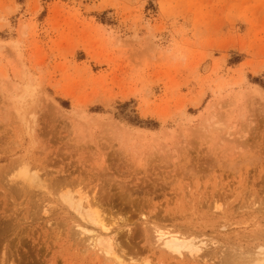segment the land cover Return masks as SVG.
Masks as SVG:
<instances>
[{
	"label": "rangeland",
	"instance_id": "obj_1",
	"mask_svg": "<svg viewBox=\"0 0 264 264\" xmlns=\"http://www.w3.org/2000/svg\"><path fill=\"white\" fill-rule=\"evenodd\" d=\"M0 264H264V0H0Z\"/></svg>",
	"mask_w": 264,
	"mask_h": 264
},
{
	"label": "bare ground",
	"instance_id": "obj_2",
	"mask_svg": "<svg viewBox=\"0 0 264 264\" xmlns=\"http://www.w3.org/2000/svg\"><path fill=\"white\" fill-rule=\"evenodd\" d=\"M25 163V162H24ZM28 169V168H27ZM31 171V170H30ZM30 171L28 170H25L22 168L21 170V174H24V176L27 178L26 181L29 182V185L31 184L33 186L32 183H35L34 181L36 180L34 178V175L33 174H29ZM35 174V173H34ZM35 179V180H34ZM39 179V178H38ZM37 179V180H38ZM25 181V184L27 183ZM39 181V180H38ZM32 182V183H31ZM23 184V186L25 185ZM70 188V187H68ZM71 189V188H70ZM67 194L63 193V195H60L61 197L63 196V198L61 199H66L67 201H71V205L75 206L76 208H80V209H83V205L85 203V207H86V212L88 213V215H90V217H92V221L93 223H95L99 230H98V233H102V235H97L93 240H92V244L93 246L95 247L96 244H98L101 248H103V252L104 253H107V254H111V256L115 257L117 260H119V262H122V260L120 259V256L118 257L116 255V252L114 251V245H113V241L114 239L112 238V236L110 237L109 235H106L104 236L103 235V232L105 233H109V229H108V226L103 222V218H101V214L99 213V211H97V207H95V203H92L91 200L89 201L88 200V197H86L85 193H83L82 191H80L79 189L76 190L75 193L77 198L75 201H72V196L69 194L71 192L69 191H66ZM75 199V198H74ZM94 199V198H92ZM95 205V206H93ZM98 206V205H97ZM101 206V205H100ZM82 207V208H81ZM115 223V222H114ZM111 230V229H110ZM113 232V231H112ZM114 234V233H113ZM168 235V232L167 234L166 233H161L159 232L158 233V236L160 238V240L164 241V247L170 250H172V252L174 251H178L179 253V249L181 248V246L183 247L182 242L179 243V238L178 237H175V236H170V237H167ZM169 236V235H168ZM97 246V245H96ZM93 249V248H92ZM98 250V249H97ZM171 252V251H170ZM175 253V252H174ZM110 256V255H109ZM130 261V260H129Z\"/></svg>",
	"mask_w": 264,
	"mask_h": 264
}]
</instances>
